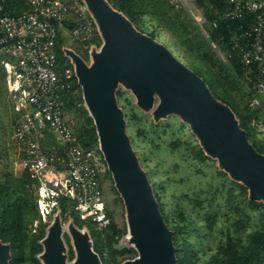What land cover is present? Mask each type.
Returning <instances> with one entry per match:
<instances>
[{
    "label": "built area",
    "instance_id": "obj_1",
    "mask_svg": "<svg viewBox=\"0 0 264 264\" xmlns=\"http://www.w3.org/2000/svg\"><path fill=\"white\" fill-rule=\"evenodd\" d=\"M28 10L15 13L11 0H0V69L6 73V88L13 102V143L22 169L30 177L39 222L50 223L62 217V199L74 201L84 220L95 221L99 229L111 219L107 213L103 177L107 161L98 142L86 146L74 131L75 120L66 108L73 92L71 67H61L57 56L58 32L70 23L72 39L86 49L96 47L99 28L85 0H24ZM188 0H169L180 7ZM211 21L252 16L247 27L233 33V48L245 66L258 68L255 91L248 105L257 109L264 92V0H228L226 9ZM200 19H204L200 15ZM251 125L264 138V117L255 116ZM109 170V169H108Z\"/></svg>",
    "mask_w": 264,
    "mask_h": 264
},
{
    "label": "water",
    "instance_id": "obj_2",
    "mask_svg": "<svg viewBox=\"0 0 264 264\" xmlns=\"http://www.w3.org/2000/svg\"><path fill=\"white\" fill-rule=\"evenodd\" d=\"M85 1L105 43L91 66L76 53L71 57L85 105L97 127L98 142L135 234L139 256L126 264H176L171 231L161 217L151 184L126 134V122L114 91L116 82L125 80L143 106H148L153 94L158 93L162 99L156 115L182 113L204 148L250 189L253 199H264V154L247 139L231 108L215 98L199 75L153 37L138 31L107 0ZM59 218L57 214L54 221ZM53 230L51 237L44 240L45 258L47 264H64L59 231ZM77 247V264H102L82 238L77 240ZM8 258L9 246L0 243V264H7Z\"/></svg>",
    "mask_w": 264,
    "mask_h": 264
},
{
    "label": "rangeland",
    "instance_id": "obj_3",
    "mask_svg": "<svg viewBox=\"0 0 264 264\" xmlns=\"http://www.w3.org/2000/svg\"><path fill=\"white\" fill-rule=\"evenodd\" d=\"M109 2V0H107ZM110 3V2H109ZM111 4V3H110ZM115 10L126 15L113 5ZM175 7V6H174ZM178 10H183L189 19L191 30L188 33L189 37L197 36L201 41L206 42L209 37L210 21L206 18L203 9L197 4L196 0H188L180 7H175ZM203 15L204 19H200ZM133 24V23H132ZM145 31L137 28L138 31L150 36L149 31H154L155 41L163 45L169 50L173 56L179 60L183 65L193 71L196 67L202 70L206 76L220 77L226 96L233 101L239 108L245 106L252 94L251 85L245 75L233 84L231 87L226 79L221 75L228 72L227 54L223 52L215 43H211L210 50L213 53L216 65L206 61L200 56V51L196 49L193 44L185 45L180 39L179 34L169 30L161 21V18L152 17L151 14L143 16L141 22ZM99 39L101 44L96 45L95 50H86V47L72 39L69 31V26L64 23L60 29V35L63 39V51L67 53L72 64V70L75 73V62L71 57L72 53L79 55L83 61L91 66L105 43V38L101 31ZM87 56V57H86ZM220 66H223L224 72L221 71ZM123 92L122 100L118 102V107L124 111L122 103H125L131 111L138 116V120L127 123L125 125L126 134L129 137L131 147L138 159V162L146 174V177L151 184L152 181L161 179L162 183L158 185L167 210L172 211V203L176 205V198L173 194L181 197L180 203L182 206L193 215L199 217L206 210L212 211L215 214L217 221V229L212 231L207 241L208 248L216 247L220 239V231L229 232L242 245L247 244V234L251 231L257 230L263 226V209L256 204L249 203V201H256L264 203V199H253L250 197V189L248 193V200L238 194L239 190L235 188L234 196L231 200L228 198V187L230 182L227 178L218 175L213 169L218 168L225 171L229 179L243 183L240 179L225 170L222 167L220 160L210 152H208L202 143V140L194 132L191 124L186 121L182 113L172 111L165 114L156 115V110L161 102V96L158 93L153 94L151 103L148 106H143L139 102V97L135 90L123 79H119L115 85L116 91ZM261 101L259 109L261 116L264 117V92L257 93ZM83 95V93H82ZM234 114V113H233ZM74 120L77 117L72 112ZM235 115V114H234ZM236 118V116H235ZM125 119V118H124ZM237 119V118H236ZM13 122L14 110L13 102L6 88V83L0 79V182L3 181L6 174L11 173L14 178L21 175L23 169L13 143ZM259 139L261 136H257ZM175 141L176 145L171 146V142ZM188 144L192 146L200 145L203 147L205 153L210 157L207 160L199 161L192 157L188 152ZM212 160H216L213 164ZM104 193L105 201L109 210L112 212V218L123 232L122 236L115 243V247L119 252L114 255L109 250L104 254L107 260L113 261L115 264H126L131 260H135L139 256L138 247L135 241V234L131 228L129 217L122 194L119 192L116 182L111 174V178L104 175ZM244 184V183H243ZM164 188H162V186ZM245 185V184H244ZM238 201L241 212L233 209V202ZM200 202L201 204H198ZM176 217V214H173ZM237 219H243V224H235ZM35 226V222H34ZM242 226V227H241ZM57 228L61 238L60 253L64 258V264H77L78 262V247L77 240L82 238L88 244L89 250H93L92 238L86 227L80 228L72 219H64L63 217L53 220L46 226V235L42 240L43 251L39 254L41 264H47L45 258L46 244L44 240L49 239L53 233V229ZM239 228L240 232H236ZM65 234L70 236L71 243L74 247L75 257H69V247L65 240ZM2 246H7L2 243ZM128 249H131L128 251ZM210 249L201 254L202 258H206ZM100 262V256L95 252ZM103 264V262H102Z\"/></svg>",
    "mask_w": 264,
    "mask_h": 264
},
{
    "label": "trees",
    "instance_id": "obj_4",
    "mask_svg": "<svg viewBox=\"0 0 264 264\" xmlns=\"http://www.w3.org/2000/svg\"><path fill=\"white\" fill-rule=\"evenodd\" d=\"M109 2L121 10L129 21L141 31H145L141 24L144 15L149 13L152 17L161 18V21L169 30L178 33L180 39L184 37L182 41L185 45L193 44L200 51V56L214 66L216 63L210 50V45L215 43L218 48L227 54L228 63L226 65L228 72L223 73L221 77L226 79L231 87L236 81L238 83V80L244 75L245 66L239 51L233 48L232 37L233 33L241 25L245 28L251 23L252 16L250 14H246L241 19H218L216 26L209 28L208 40L204 42L197 36L194 37L195 40L193 37H189L188 33L191 30L189 19H187L183 10L176 9L170 4L169 0H109ZM196 2L203 9L206 18L210 22L217 18L214 14L215 11L221 13L228 5V0H196ZM10 5L15 13H23L28 10L24 0H11ZM65 24L70 26L68 21ZM148 34L153 38L155 37V33L152 30ZM100 44L101 40L98 38L96 45L99 46ZM56 47L60 66L72 67L69 57L63 51V39L60 35V30ZM220 69L224 72L223 66H220ZM193 71L203 79L215 98L231 108L240 127L245 131L247 139L260 153L264 154V138L259 139L257 131L251 125L252 118L260 115L261 110L259 108L251 109L248 103L239 108L226 96L220 83V77L206 76L202 70L196 67L193 68ZM258 74L257 66L252 65L248 73L252 93L255 91L254 82ZM1 78L6 83V73L2 69H0ZM72 83L73 92L66 97L67 112L73 118L72 112H74L77 117L73 128L79 140L86 146H95L99 140L97 127L85 105L82 87L74 71ZM115 96L117 103L123 101L121 99L123 96L122 90L116 91ZM121 104L123 109H125L122 111L125 122L131 123L138 120L139 117L125 103L121 102ZM170 144L175 147L176 142L173 141ZM187 149L189 154L196 160L203 161L210 158L203 147L198 144L195 146L188 144ZM212 162L216 164V160H212ZM213 170L230 182L228 201L234 196L235 188L239 190L238 194L244 200H248L249 190L246 185L229 179L225 171L216 167ZM104 175L111 178V172L108 169ZM161 183L162 180L157 179L151 182V187L161 217L166 227L171 231V242L174 247L176 264H264V221L261 228L247 234V244L245 245H242L229 232L221 230V236L216 247L208 248L210 252L206 258H202L201 254L208 251L206 247L208 246L209 235L217 229L215 214L210 210H206L199 217L189 213L180 203L181 197L177 194H173V197L177 200L176 205L171 202L173 205L172 211L167 210L165 201L157 188ZM29 185L30 177L26 170H23L17 178H14L11 173H7L3 181L0 182V240L9 246L7 264H41L39 254L43 251L42 240L46 235L48 223L41 221L37 226H34V222L39 218V212L35 202V195ZM161 186L164 188L163 185ZM68 202L74 203L68 198L62 199V217L66 220L72 219L80 228L86 227L92 238L93 250L100 256L103 264H115L104 257L107 250L113 255L119 252L115 247V243L118 242L123 233L113 220L111 210L107 207V213L111 219L110 224L104 229H99L95 221L82 219L74 206H70ZM197 203L201 204L200 202ZM249 203L259 205L263 209L262 215L264 219V203L256 201H249ZM232 204L235 211L241 212L238 201ZM174 213L177 218L173 217ZM235 224L242 225L243 219H237ZM236 232H240L239 228H236ZM65 240L69 247V257L73 259L75 251L68 234H65ZM130 250L128 249V251Z\"/></svg>",
    "mask_w": 264,
    "mask_h": 264
},
{
    "label": "crops",
    "instance_id": "obj_5",
    "mask_svg": "<svg viewBox=\"0 0 264 264\" xmlns=\"http://www.w3.org/2000/svg\"><path fill=\"white\" fill-rule=\"evenodd\" d=\"M9 93V92H8Z\"/></svg>",
    "mask_w": 264,
    "mask_h": 264
}]
</instances>
